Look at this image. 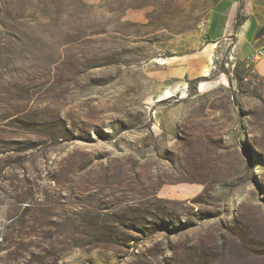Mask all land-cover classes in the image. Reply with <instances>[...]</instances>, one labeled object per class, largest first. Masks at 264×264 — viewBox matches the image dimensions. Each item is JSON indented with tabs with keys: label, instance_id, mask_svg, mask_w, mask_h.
<instances>
[{
	"label": "rangeland",
	"instance_id": "1",
	"mask_svg": "<svg viewBox=\"0 0 264 264\" xmlns=\"http://www.w3.org/2000/svg\"><path fill=\"white\" fill-rule=\"evenodd\" d=\"M249 1L0 0V264H264Z\"/></svg>",
	"mask_w": 264,
	"mask_h": 264
},
{
	"label": "crops",
	"instance_id": "2",
	"mask_svg": "<svg viewBox=\"0 0 264 264\" xmlns=\"http://www.w3.org/2000/svg\"><path fill=\"white\" fill-rule=\"evenodd\" d=\"M230 1V8L229 13L230 15H234L236 13V0H229ZM243 19L241 25L235 29L234 36L236 37V44L246 45L247 53L246 55L252 53L256 48L263 49V55L258 59L255 63L254 68L255 70L264 75V38L261 37L260 39H255L253 43L249 41V35H254L255 31L264 26V0H256L253 4L246 2L243 8ZM214 16L210 19L209 27L213 26L215 23ZM232 22L229 21L227 26H223L218 31H214L215 37L219 38V36L229 35ZM263 38V39H262ZM245 55V56H246Z\"/></svg>",
	"mask_w": 264,
	"mask_h": 264
},
{
	"label": "trees",
	"instance_id": "3",
	"mask_svg": "<svg viewBox=\"0 0 264 264\" xmlns=\"http://www.w3.org/2000/svg\"><path fill=\"white\" fill-rule=\"evenodd\" d=\"M240 9V7H239ZM241 22H242V19L240 18V15L239 13L236 14V19H235V22H234V30L241 25Z\"/></svg>",
	"mask_w": 264,
	"mask_h": 264
},
{
	"label": "built area",
	"instance_id": "4",
	"mask_svg": "<svg viewBox=\"0 0 264 264\" xmlns=\"http://www.w3.org/2000/svg\"><path fill=\"white\" fill-rule=\"evenodd\" d=\"M263 55V49L262 48H258L255 53L253 54V58L257 59L259 57H261Z\"/></svg>",
	"mask_w": 264,
	"mask_h": 264
},
{
	"label": "water",
	"instance_id": "5",
	"mask_svg": "<svg viewBox=\"0 0 264 264\" xmlns=\"http://www.w3.org/2000/svg\"><path fill=\"white\" fill-rule=\"evenodd\" d=\"M255 36H256L255 38H260V37L264 36V27L259 28V30L257 31Z\"/></svg>",
	"mask_w": 264,
	"mask_h": 264
}]
</instances>
